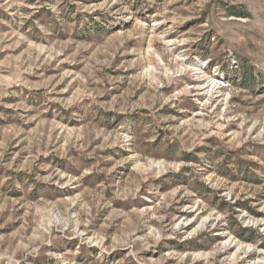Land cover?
I'll list each match as a JSON object with an SVG mask.
<instances>
[{"label": "rangeland", "instance_id": "374dc122", "mask_svg": "<svg viewBox=\"0 0 264 264\" xmlns=\"http://www.w3.org/2000/svg\"><path fill=\"white\" fill-rule=\"evenodd\" d=\"M0 264H264V0H0Z\"/></svg>", "mask_w": 264, "mask_h": 264}]
</instances>
